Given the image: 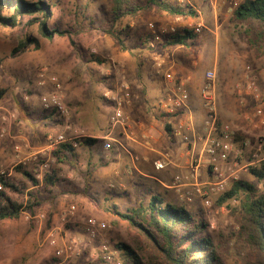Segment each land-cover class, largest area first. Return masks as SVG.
I'll list each match as a JSON object with an SVG mask.
<instances>
[{
	"label": "rangeland",
	"instance_id": "rangeland-1",
	"mask_svg": "<svg viewBox=\"0 0 264 264\" xmlns=\"http://www.w3.org/2000/svg\"><path fill=\"white\" fill-rule=\"evenodd\" d=\"M23 1L28 4L43 3L46 7L45 17L38 13L32 16L24 14L17 17L19 24L16 27H0V66L6 68L4 72L14 78V84L31 92L37 88V83L40 84L46 80V77H56L61 86L63 102L69 112V106L63 95L65 88L76 83L82 90H97L109 78L106 75L111 67L109 60H123L124 56L127 60H185L184 58L187 57L191 60V68L186 75H181L179 78L185 80L186 84L187 82L192 84L195 90L194 99L200 111L203 108L200 90L205 82V74L216 67L218 120L220 124L229 126L233 130L235 142L233 151L223 168L237 170V177L227 179L224 192L210 196L209 206H203L202 199L198 198L197 201L186 203L182 207L194 218L206 223L205 234L211 238L216 247L221 264H255L258 259L256 251L239 236V204L243 197L234 198L237 200L236 204L230 202L233 198L221 201L225 192L236 180L253 185L256 194L264 197V179L258 181L250 171L259 170L264 165V125H261L258 117L255 116L256 109L260 108L264 111V38L259 39L255 35V24L247 26L234 19L233 12L237 8L236 5L244 0H183V3L171 0L181 5L190 4L196 15L184 18L169 16L151 9L149 12L140 11L134 18L126 17L121 24L128 25L130 29L124 41L130 53L118 50L113 40L103 32L111 17L113 0ZM147 1L130 0V4L142 8ZM10 15V12L4 14V16ZM40 22L44 23L47 30H61L66 34L47 40L39 32ZM149 23L174 26L177 31L196 24H202L203 28L188 46L163 47L161 43L152 41L147 29ZM25 38L34 39L39 48L35 49L31 45L21 49L20 44ZM95 59L100 60L101 63L94 62ZM246 67L253 70L261 98L255 101L252 96H248L244 109L240 107L236 98V90L238 85L246 82L244 75ZM42 71L45 74L43 80L39 78ZM229 71L234 75H229ZM175 76H173L174 80H179ZM163 82L166 84L165 80ZM167 83L169 87H173V83L169 81ZM50 88L47 93L54 89L53 85ZM165 96L166 94L162 100ZM244 110L249 111V119L242 118ZM243 125L247 126L246 129H240ZM235 135L238 138H235ZM52 166L50 168H53ZM205 175L206 181H213L207 168ZM33 195L39 204L33 209L34 215L25 211L17 220L0 222V235L6 238L5 241H0V264H55L52 250L43 244V232L38 230L31 218L38 213H44L47 217L46 228L48 229L51 223L55 225L53 208L57 194L48 187H41L40 191ZM94 199L97 202L93 201L92 204L98 203L99 208L100 202ZM27 204L24 203L23 207ZM95 214L97 213H94L93 217H96ZM89 216V214L76 213L75 223L70 221L63 227L67 234L78 236L87 250L91 245L82 234L80 222ZM107 231L112 232L114 242L131 248L135 247V239L139 242L143 241L125 221L117 224L116 227H110Z\"/></svg>",
	"mask_w": 264,
	"mask_h": 264
},
{
	"label": "crops",
	"instance_id": "crops-1",
	"mask_svg": "<svg viewBox=\"0 0 264 264\" xmlns=\"http://www.w3.org/2000/svg\"><path fill=\"white\" fill-rule=\"evenodd\" d=\"M184 59L127 60L124 56L123 60H109L111 67L106 72L109 78L97 90H82L76 83L71 85L73 89L70 86L65 88L63 95L70 109L67 123L83 138L79 139L78 148L72 154L63 153L66 156L63 163H56L52 154L54 172L49 171L48 174L52 177L53 185L48 188L57 194L53 208L55 225L51 223L52 226L62 228L61 214L72 204L76 206L78 215L83 213L93 217L97 213V219L106 222L110 228L124 222L113 208L120 213L136 210L140 206L145 207L151 196H158L163 204L181 207L187 203L182 200L185 195L191 196L192 202L198 200L195 189L206 184V165L201 155L203 141H197L196 137L203 135L205 112L203 108L199 110L192 84L187 82L190 100L182 112L168 116L159 111V103L172 88L165 74L170 72L177 78L186 75L191 68V60L187 57ZM5 70L0 66V91H3L0 98V129H7L6 136L0 138V176L11 177L22 187L25 185L26 194L37 193L43 187L42 183L33 185L24 177V171H37L32 157L46 148L49 135L68 131L54 111H45L40 104V97L51 89L49 77L43 84L37 83V88L31 92L14 84V78ZM229 72V75H234ZM244 75L246 79V71ZM122 78L131 94L130 103L124 107L129 117L126 129L109 124L114 109L112 98L118 95V84ZM236 98L239 101L237 94ZM245 105L240 107L245 109ZM7 113H13L16 119L4 126L2 119ZM241 116L249 119L250 113L244 110ZM179 124L191 127L189 144L173 136V130ZM166 126H169L172 138L168 136ZM246 127L243 125L240 129ZM83 139L95 140L96 143L87 145L81 143ZM107 141L110 148L106 150L104 144ZM59 151L63 152L62 148ZM163 153L171 156L172 165L165 170H155L153 164ZM176 176H189L190 180L177 182ZM92 196L98 199L101 208H98V203L92 204L93 201L97 202ZM20 202L22 205L28 203L27 195H23ZM113 238L112 232L103 233L105 241L117 245ZM5 240V236L0 235V241ZM76 264L86 262L78 261Z\"/></svg>",
	"mask_w": 264,
	"mask_h": 264
},
{
	"label": "trees",
	"instance_id": "trees-1",
	"mask_svg": "<svg viewBox=\"0 0 264 264\" xmlns=\"http://www.w3.org/2000/svg\"><path fill=\"white\" fill-rule=\"evenodd\" d=\"M130 3V0H113L111 17L103 31L121 52L130 53L129 48L124 44L130 29L128 25L121 24L126 17L134 18L140 11L149 12L151 9L169 16L186 18L196 15L190 6L171 0H148L142 8ZM44 6L41 2L28 4L23 0H0V27H16L19 24L17 17L24 14L32 16L38 13L45 17ZM9 12L10 16H4ZM233 17L237 22L247 26L255 24V35L259 39L264 38V0H244L234 10ZM39 32L47 40L66 34L61 30H47L43 22L39 23ZM195 38L196 35L187 30L177 31L174 35L164 37L161 45L188 46ZM31 45L35 49L39 48L38 43L32 38H25L20 48L24 49ZM94 62L101 63L98 59ZM2 94L3 91H0V98ZM165 129L172 138L169 126ZM235 138L238 136L235 135ZM81 143L92 145L96 141L83 139ZM59 148H62L63 152L59 151ZM59 148L53 154L56 163L64 162L66 156L63 153L72 154L75 150L69 145H61ZM50 171L53 173V168H50ZM250 171L258 181L264 179V165L259 170ZM24 177L33 185L38 184L33 173L24 171ZM41 183L44 188L51 187L52 177L46 174ZM25 190L26 186L22 187L13 178L0 176V222L17 220L25 211L34 215L33 209L39 204L33 193L26 194ZM23 195H27L28 198V204L24 207L20 202ZM240 196L243 199L239 204V236L256 251L258 259L255 264H264V197L256 194L253 185L236 180L225 192L221 201ZM113 209L120 220L127 222L128 226L143 239L141 242L135 239L134 248L120 243L116 245L122 264H221L216 247L211 238L205 234L206 223L194 218L183 207L163 204L158 196H151L145 207L140 206L136 210H127L123 213L118 212L116 208Z\"/></svg>",
	"mask_w": 264,
	"mask_h": 264
},
{
	"label": "built area",
	"instance_id": "built-area-1",
	"mask_svg": "<svg viewBox=\"0 0 264 264\" xmlns=\"http://www.w3.org/2000/svg\"><path fill=\"white\" fill-rule=\"evenodd\" d=\"M183 3V0H178ZM238 6V4L236 5ZM148 32L153 42L162 43L163 38L166 36L174 35L177 30L174 26L169 25H156L149 23L147 25ZM203 26L202 24H196L185 28L189 32L198 35ZM247 73L246 82L238 85L236 94L239 99L240 105H245L246 96H252L255 101H259L261 95L258 93L257 84L255 78L252 76L250 67L245 69ZM215 71L211 70L205 74V82L200 90V97L202 99L203 109L205 112V119L203 123V135L202 137H196L197 141H203L202 146V160L205 163L206 168L213 177V181H206L203 187L195 189V194L202 199L203 206L210 205V196L213 194L221 193L225 191L226 181L229 178L236 179L237 170L231 168L224 169V165L227 164L229 156L235 146L234 133L229 126L219 123L217 106H216V91H215ZM40 79L45 78V74L42 71L39 74ZM165 78L173 83V87L166 94L165 98L159 103V111L168 116H175L181 112L190 100L189 91L185 80H174L172 74H165ZM49 81L52 83L54 89L42 95L40 97V104L45 111H54L59 118L65 123V129L68 133H59L56 135H49L46 139V148L33 155V162L37 165V171L33 173L34 178L38 182H42L43 177L49 173L51 164L53 163L52 154L61 145H69L72 149L78 148L79 139L83 138V135L70 126L68 120L70 112L67 106L63 102V96L61 86L59 85L56 77H50ZM44 80L40 83L43 84ZM118 95H114L112 98L114 102V109L109 118V124L111 127L120 126L126 129L129 122L128 115L124 112V107L131 101L130 88L125 82L124 78L119 81ZM255 116L258 117L260 124L264 125V111L260 108L256 109ZM15 115L13 113H7L2 119L4 126L9 122L14 121ZM191 127L186 124H179L173 130V136L179 137L184 143L189 144L191 141L190 136ZM7 134V129L2 127L0 129V138H4ZM121 148L127 151V149L119 144ZM104 148L107 150L110 148V143L107 141L104 144ZM260 148V146H259ZM155 170H165L172 165L171 156L168 153L161 154L160 158L154 162ZM227 170V171H226ZM227 172V175H225ZM189 181V176H176L177 182ZM184 202L191 203L192 197L185 195L182 199ZM232 204H236V199H231ZM76 206L69 205L64 209L61 214V227L50 226L46 228L47 217L44 213H38L31 218L32 223L42 231L44 234L43 244L48 246L52 250V257L55 264H73L76 261L83 260L86 263L98 262L101 264H122L120 261V254L116 248V245H111L108 241L103 239V233L109 229L106 222L99 220L95 217L89 216L82 219L81 227L82 232L91 245L87 250L86 245L76 235L66 234L63 227L70 221H75Z\"/></svg>",
	"mask_w": 264,
	"mask_h": 264
}]
</instances>
